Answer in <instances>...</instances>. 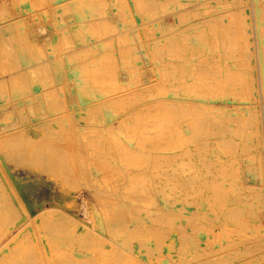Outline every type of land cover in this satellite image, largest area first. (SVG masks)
Instances as JSON below:
<instances>
[{
	"label": "rangeland",
	"instance_id": "374dc122",
	"mask_svg": "<svg viewBox=\"0 0 264 264\" xmlns=\"http://www.w3.org/2000/svg\"><path fill=\"white\" fill-rule=\"evenodd\" d=\"M61 1L0 0V124L17 121L18 113L26 115V123L38 122L42 128L45 114L64 121L66 130L54 135L56 142L48 138L43 143L45 146L55 143V150L45 156L48 158L50 153L64 159L70 169L65 179L67 173H54L46 165H36L34 154L28 156L22 151L0 159V176L4 181L0 186V234H5L0 240L11 236L6 224L13 214L38 220V227L23 229L13 238L16 252L10 254V264H55L50 258L67 256L70 236L82 242L77 247L87 248L95 242L94 235L105 247L106 257L111 258L108 262L101 259L104 263L128 264L125 257L129 246L136 248L140 239L160 241L161 236L165 237L164 222L156 221L145 229L136 220L138 215L144 217L145 210L153 215L163 214L164 206L159 205L164 202L163 196L157 194L158 190L149 191V199H137L131 192L102 194L105 191L102 192L103 187L97 182L89 186L87 178L72 171L76 164L71 161L78 149L74 150L73 142L67 139L74 133L75 114L81 116L78 124L94 127L110 124L111 130L106 134L110 139L101 142L107 145L117 142L137 147L135 136L141 132L133 131L142 124L152 125L151 131L145 132L149 137L160 133L161 125L164 129L163 118L154 122L162 112L156 109L162 106L155 107L153 100L163 95L160 91L167 88L171 76L166 67L167 45L160 43L163 39H157L167 32L159 28L154 18L162 17V21L170 18L165 4L155 7L150 0ZM189 1L183 17L186 20L181 23L188 31L187 41L182 40L187 50L182 51L186 58L180 87L190 89L191 96L228 94L231 97V157H235L231 164L235 175L232 189L236 202H241L236 204L239 209L259 211L255 219L249 215L245 220L261 230L263 235L255 237L263 241L264 0H212L208 10L214 9V16L207 25L201 24L204 6L197 4L199 0ZM248 20L253 56L252 61H243L238 58L237 46L238 39L245 40V36H239L238 30L246 27ZM186 23L190 25L188 29ZM14 72L17 74L10 76ZM255 84L257 96L253 97ZM94 97L96 101L102 99L103 105L86 109L84 100ZM212 116L216 115L208 111V117ZM42 147L41 153L48 151ZM153 149L150 152L154 155L160 152V147ZM119 153L116 152V157L93 158L86 168L102 170L91 172L92 176H109L106 170L113 165L115 169L125 167L116 162ZM108 159H115L116 163H103ZM160 161L156 159L149 168L158 166ZM152 176V173L144 174L145 178ZM124 197L126 202L111 206L116 199L124 201ZM12 223L19 224L16 220ZM108 225L118 233L121 248L113 249L108 241ZM77 247L73 248L79 252ZM140 249L136 248L134 255L148 260V255L140 253ZM27 250L31 254H25ZM83 252L77 255L80 259L92 256L85 249ZM74 264L102 263L93 260Z\"/></svg>",
	"mask_w": 264,
	"mask_h": 264
},
{
	"label": "bare ground",
	"instance_id": "6f19581e",
	"mask_svg": "<svg viewBox=\"0 0 264 264\" xmlns=\"http://www.w3.org/2000/svg\"><path fill=\"white\" fill-rule=\"evenodd\" d=\"M63 1L69 3L68 0ZM150 2L155 7L165 4L167 7L166 15L170 18L166 21H162V17L154 18V21L157 20L159 28L167 32L157 39H163L160 43L164 42L167 45L166 67L170 70L171 81L169 80V85L165 90L160 91L163 95H158L153 100L155 107L162 106L160 109H156V111L162 112L157 115V119L154 118V122L163 118L165 127L163 129L161 125L159 127L161 132L153 137L145 135V132L151 131L152 125L142 124L139 128L141 131L136 128L138 131L135 129L133 132L135 134L141 133L135 136L138 139L135 148L128 144V146L117 144V142L107 145L101 142L110 139L106 135L111 130V127L108 128L110 124L103 127H94L85 123L78 124L81 116L75 114L72 118L74 133L71 138L67 139V141L73 142V145H71L72 143L70 145L74 147V150L78 149V153L71 161L76 164V166L73 165L72 171L87 178L89 186L97 182L99 186L103 187L102 192L105 191L102 194L110 195L112 193L115 196L118 191L131 192L132 196L137 197V199L140 197L149 199V191L158 190L157 194L163 196L164 202L159 204L164 206L163 214L153 215L145 210L144 217L138 215L136 220L137 224L145 229L148 226H153L156 221L164 222L167 231L165 237L162 238L161 236L160 241L157 239L154 241V238L151 239L148 236V239L138 240V244L134 247L142 248L140 253H146L148 260L144 256L134 255L136 248L129 246L128 256L125 257L128 258V264H264V239L261 241L255 237L260 236L257 234H260L261 230L252 227V223L245 220L246 217H250L249 215L255 219L254 216L257 217L259 211L248 210L247 208L239 209L236 204L241 202H236L235 193L232 189L235 175L232 174L231 164L234 163L232 159L235 157H231V97L228 94L191 96L190 89L180 87L182 84L180 80L185 73L186 58V53L183 55L182 51L186 52L187 50V46L182 44V40L187 41L186 32L188 31L183 28L184 26H181V23L186 20L183 19L184 12L191 1L150 0ZM212 3V0H199L197 2L198 5L204 6L201 24L207 25L212 20L214 9L208 10ZM187 7L189 8V6ZM186 24L188 29L190 25L189 23ZM243 28L238 30L239 36L240 34L245 36V40L238 39L237 49L240 54L238 58L249 61L252 59L250 57L253 56V50H250L253 37L249 30V20L246 27ZM27 68L31 67L28 66ZM16 74L17 72H14L10 76ZM1 78L4 77L1 76ZM45 90L47 89H43V91ZM156 91L158 92V90ZM251 92L253 97L257 96L256 84ZM96 99L86 98L84 100L86 109L91 108V106L103 105L102 99L98 101ZM20 105L22 106V104ZM198 110L204 115L200 116ZM208 111L216 116L208 117ZM228 113L229 115H227ZM16 116L17 121L0 124V159L12 157L19 151L28 156L33 153L36 157L34 160L36 165H46L54 173H67V175L64 174L66 179L70 173V169L66 165L67 162L64 159L61 160L60 157L50 155V153H48V158L45 156V153L55 150L53 148L55 143L50 142V146H45L43 143L48 138L56 142L53 140L54 135H60L59 132L66 130L64 121H60L56 116L45 114L46 120L42 122L45 127L42 128L38 122L26 123V115L22 113H18ZM17 123L18 126H15ZM116 139L120 140V137ZM57 145L56 148H58ZM40 146H43L42 149L44 150L48 149V151L41 153ZM153 147H160V152L154 155L150 152ZM250 147L256 146L250 145ZM134 149L139 151H134ZM164 150H169L168 154ZM117 151H121V153L117 155L119 161L116 162L125 165L124 169H115L113 165L112 169L106 170L109 176L91 175L93 171L98 173L102 170L98 168L87 169L89 160L116 157ZM39 153L42 154L41 157ZM84 154H86L85 158H83ZM158 158L161 159L158 166L149 168L150 165L155 164ZM114 162L115 159H108L103 163L112 165ZM120 173L125 175L116 176ZM146 173H152L153 176L145 178L144 174L146 175ZM146 180H152L153 183L146 184ZM156 181L158 184H155ZM3 183L4 181L0 176V186ZM99 186L97 189H100ZM177 190L178 193L175 192ZM128 199L129 197H127V201ZM123 200L118 201L116 199L115 205L111 206H119L122 202H126L125 197ZM106 204L109 205L110 203ZM14 220L18 221L19 224H13ZM37 221L13 214L9 216V222L6 226L9 227L11 236L0 240V264H10L9 256L13 251L16 252L12 247L13 238L23 229L36 230ZM107 229L109 230V238L107 239L113 249L121 248L116 230L112 225H108ZM74 233L76 234V232ZM4 235L1 233L0 238ZM70 237L72 238L67 256L50 258L55 264H74L75 262L82 263L93 260L101 261L102 264H110L103 262H108L107 259L111 258L106 257L105 247L95 235L93 236L95 242H91L90 247L87 248L77 247L82 242L75 236ZM157 238L159 239V236ZM73 247H77V250L82 253L85 249L92 256L84 258V260L80 259L77 256L79 252ZM39 249L42 251V245L39 246ZM24 253L31 254V250L24 251Z\"/></svg>",
	"mask_w": 264,
	"mask_h": 264
}]
</instances>
